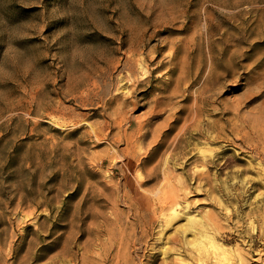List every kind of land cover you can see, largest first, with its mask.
I'll use <instances>...</instances> for the list:
<instances>
[{
	"label": "rangeland",
	"instance_id": "1",
	"mask_svg": "<svg viewBox=\"0 0 264 264\" xmlns=\"http://www.w3.org/2000/svg\"><path fill=\"white\" fill-rule=\"evenodd\" d=\"M0 264H264V0H0Z\"/></svg>",
	"mask_w": 264,
	"mask_h": 264
},
{
	"label": "bare ground",
	"instance_id": "2",
	"mask_svg": "<svg viewBox=\"0 0 264 264\" xmlns=\"http://www.w3.org/2000/svg\"><path fill=\"white\" fill-rule=\"evenodd\" d=\"M125 101H127L128 102V100L127 99H125ZM124 101V102H125ZM160 101V100H159ZM223 129V128H222ZM210 136V135H209ZM198 231V230H197ZM210 247H211V252L213 253V255H217V254H220L221 252H222V250L223 249H221L220 247H218V246H216V245H214V244H211L210 245ZM198 252V251H197ZM223 253V252H222ZM224 254V253H223ZM222 256V255H221ZM225 256V255H224ZM210 262V261H209ZM247 263V262H246Z\"/></svg>",
	"mask_w": 264,
	"mask_h": 264
}]
</instances>
